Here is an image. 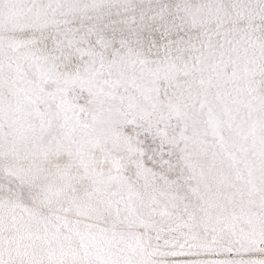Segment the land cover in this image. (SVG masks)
<instances>
[{"label":"snow or ice","instance_id":"obj_1","mask_svg":"<svg viewBox=\"0 0 264 264\" xmlns=\"http://www.w3.org/2000/svg\"><path fill=\"white\" fill-rule=\"evenodd\" d=\"M0 264H264V0H0Z\"/></svg>","mask_w":264,"mask_h":264}]
</instances>
